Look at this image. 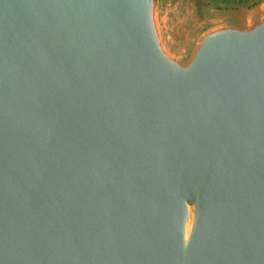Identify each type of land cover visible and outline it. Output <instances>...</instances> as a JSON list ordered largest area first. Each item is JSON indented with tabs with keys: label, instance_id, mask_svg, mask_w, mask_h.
Wrapping results in <instances>:
<instances>
[{
	"label": "water",
	"instance_id": "95a60500",
	"mask_svg": "<svg viewBox=\"0 0 264 264\" xmlns=\"http://www.w3.org/2000/svg\"><path fill=\"white\" fill-rule=\"evenodd\" d=\"M166 3L0 0V264H264V7Z\"/></svg>",
	"mask_w": 264,
	"mask_h": 264
},
{
	"label": "rangeland",
	"instance_id": "374dc122",
	"mask_svg": "<svg viewBox=\"0 0 264 264\" xmlns=\"http://www.w3.org/2000/svg\"><path fill=\"white\" fill-rule=\"evenodd\" d=\"M264 7V0H167L164 16L168 39L182 54L189 52L197 35L215 21L251 15Z\"/></svg>",
	"mask_w": 264,
	"mask_h": 264
},
{
	"label": "built area",
	"instance_id": "2783aa9c",
	"mask_svg": "<svg viewBox=\"0 0 264 264\" xmlns=\"http://www.w3.org/2000/svg\"><path fill=\"white\" fill-rule=\"evenodd\" d=\"M240 2H250V1H254V0H238Z\"/></svg>",
	"mask_w": 264,
	"mask_h": 264
}]
</instances>
